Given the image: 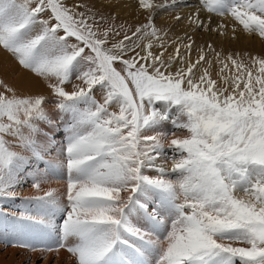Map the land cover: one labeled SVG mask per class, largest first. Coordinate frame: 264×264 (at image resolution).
Here are the masks:
<instances>
[{"label":"snow or ice","instance_id":"obj_1","mask_svg":"<svg viewBox=\"0 0 264 264\" xmlns=\"http://www.w3.org/2000/svg\"><path fill=\"white\" fill-rule=\"evenodd\" d=\"M136 6L144 22L117 25L80 0H0V48L49 90L0 74V200L29 179L42 193L0 210V243L70 264H264V55L194 39L264 40V0H198L174 17L183 36L156 23L183 0Z\"/></svg>","mask_w":264,"mask_h":264},{"label":"rangeland","instance_id":"obj_2","mask_svg":"<svg viewBox=\"0 0 264 264\" xmlns=\"http://www.w3.org/2000/svg\"><path fill=\"white\" fill-rule=\"evenodd\" d=\"M107 1L105 0V3ZM80 2L85 4V5L93 7V10L102 12L105 16H108L110 13L111 14L113 13L117 17V19L115 20V23L117 25L125 24V23L128 24V25H137V24H139L141 22H144V19H145V16H146V13H145L144 10H142V9L138 10L137 9L136 0H120L121 6L118 9H121V10H118V9L117 10H114V9L111 10V9H109L108 12H106V10H104V9L99 8L100 4H101L100 0H80ZM94 2H95V4H94ZM154 2L158 3V4H166V3H171V0H154ZM183 4L185 5L183 7H185V9H187V12H185L182 9L183 7L175 8V9H172V10H169V11H163V12H161L159 14V16H158V18L156 20V23L158 25H163L166 28H169L170 29V34H174V35H177V36H183V32H184V29H183V26H182L183 24H182V22H177L174 19V17L177 14H180L182 16H186L187 14L193 12L195 10L197 4H198V0H183ZM230 19L232 20L231 17H230ZM232 23H234L233 20H232L231 24ZM228 24L231 25L230 23H228ZM209 35L210 34L207 33V32H198V33L195 34L194 39L196 40L198 45H202L206 41L205 38L209 37L208 39L211 40V41H215L216 45L218 46L221 37H217L215 33H212L210 36ZM239 35H240V37L243 36V38L245 36H247L243 32H240ZM228 39H227L228 40V44L230 45V43H231V46H232V47H230L231 51L237 52V50H234V48H237V47L235 45H233L234 42L237 39H235V40L231 39L230 38V34H229V38ZM255 39H256V35L252 34L251 35V41H255ZM260 41L264 45V40L260 39ZM237 53H239V52H237ZM193 55L195 56V53H193ZM260 55H264V53H262ZM0 74H2L5 78H7L10 83L15 84L22 93L36 94V92L40 93V91L42 90L41 93L47 94L48 91H49L48 89H46V87H45L43 82L38 81L37 77H35L32 73H30L27 70L21 68L17 64L15 59L12 57V55L10 53H8L7 51L3 50L2 48H0ZM163 130L164 131L170 130V126L165 127V129H163ZM177 134L178 135H186L187 133L186 132H178ZM56 139L59 142L63 138L60 137V136H57ZM57 150H58V146H57V148H53L51 150L52 151L51 152V157L55 156V154H57ZM171 156H172L171 149L165 148L164 152H163V155H162L161 161L162 160L164 161L165 159H167L168 157H171ZM45 159H49V157H45ZM167 164H168L167 166H170L171 165V161L168 160ZM40 168L43 169L44 165L41 164ZM152 174L154 175V173H152ZM172 178H175V176H173ZM56 183L57 184L61 183L63 185L65 182H64L63 179L53 178L49 184L42 185V187L45 188V189H47L49 187L55 188V184ZM24 184H26V186H19V189H21L22 187H25L24 192L29 191L30 189L33 188L32 187V182H31L30 179H29V181H27ZM63 191H64V187L61 188V192H63ZM16 192H17V190H16ZM13 201H14V211L16 213H18L19 211H22L23 208H24L22 206V202L25 201V199H23V197L17 196V198L13 199ZM0 210L9 213L7 211V210H9V208L7 206L6 200H0ZM11 213H13V212H11ZM0 245H5V244L4 243H0ZM9 248H17V247H9V246L5 245V248L3 250L2 249L0 250V258L3 257V256H7L6 255V249H9ZM25 251L29 252L31 254L35 253V252L27 251V250H25ZM39 252L40 251H38V253ZM46 259L42 258L40 261L35 262V264H44ZM55 262L53 260L52 264H55ZM68 262H69V260L61 261V264H68Z\"/></svg>","mask_w":264,"mask_h":264},{"label":"bare ground","instance_id":"obj_3","mask_svg":"<svg viewBox=\"0 0 264 264\" xmlns=\"http://www.w3.org/2000/svg\"><path fill=\"white\" fill-rule=\"evenodd\" d=\"M104 3H105V0H104ZM106 3H108V1ZM94 4H95V2H94ZM120 6H121V4H120ZM99 8L106 10V12L109 11V8L103 7L101 4H100V7ZM118 8H113V9L114 10H117ZM182 9L185 12H187V9H185V7H183ZM118 10H121V9H118ZM218 22H223V23H227V24L230 23L231 24L232 20L230 19V17H225L223 19H221L220 17H214L213 18V27H215L216 23H218ZM182 24H183L182 26H183L184 31L187 30L186 21L182 22ZM239 37H240V35H239ZM208 38H205V40L207 42H209V43H214L217 48L223 46L224 49H225V51H231V48L230 47H232V46H231V43H230V45L228 44V40L229 39L227 40V39H224V38L221 37L220 38V42H219V44L217 46L216 43H215V41H211ZM233 45H235L237 47V48H234V50H237V52H239V54L241 55V58L244 59L246 62H247V59H248V57H247L246 54H251V56H257V55H260V54L264 53V45L260 41V38L258 36H256L255 41H251V35H247L244 38L242 36L239 39H237L234 42ZM37 80L38 81H41L38 78H37ZM41 82H43V81H41ZM41 91H40V93H41ZM36 94H37V92H36ZM56 155L57 154H55V156ZM55 156H52V157H55ZM161 162H164V161L162 160ZM20 186H26V184H22ZM62 186L64 187L65 186V183L63 185L61 183L60 184H57V183L55 184V188L59 189L60 191H61V188H63ZM24 189H25V187H22L21 189H19V186H18V188L16 189L17 190V196L23 197V199H25L27 197H32V196L41 194V193H37L34 188H32V189H30L29 191H26V192H24ZM6 203H7V206L9 208V210H10V211L9 210H7V211L9 213H11V212L16 213L14 211V201H13V199H7L6 200ZM22 206L23 207L25 206V201L22 202ZM4 248H5V245H0V250L1 249L3 250ZM6 255L7 256H3V257L0 258V264H35V262L40 261L43 258L42 254L40 252L38 253V251L35 252L34 254H31L29 252H26L24 249H20V248H9V249H6ZM55 257L56 256H54L52 254H48L47 255V259L45 260L44 264H52L53 260H54V262L56 261L55 264H61V261L68 260V254L66 252H63V251L61 252L59 258L56 257L57 258L56 259ZM68 264H70V262H68Z\"/></svg>","mask_w":264,"mask_h":264}]
</instances>
